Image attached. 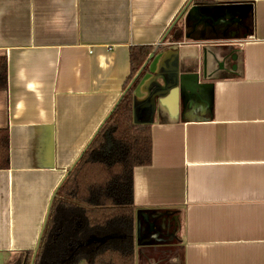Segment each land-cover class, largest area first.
Masks as SVG:
<instances>
[{"label":"crops","instance_id":"obj_1","mask_svg":"<svg viewBox=\"0 0 264 264\" xmlns=\"http://www.w3.org/2000/svg\"><path fill=\"white\" fill-rule=\"evenodd\" d=\"M189 2L0 0V130L10 149L0 264L35 250L55 188L123 93L129 47L143 45L157 52L134 90L152 145L151 164L132 174L134 264H264V0H214L200 24L186 12L172 44L166 31ZM222 9L248 20L230 52L217 50L220 38L191 36ZM207 44L219 66L203 74ZM171 70H200L198 83L185 80L191 96L164 93ZM163 218L168 238L156 233Z\"/></svg>","mask_w":264,"mask_h":264},{"label":"trees","instance_id":"obj_2","mask_svg":"<svg viewBox=\"0 0 264 264\" xmlns=\"http://www.w3.org/2000/svg\"><path fill=\"white\" fill-rule=\"evenodd\" d=\"M198 10L214 8V0H193ZM168 42L184 38L178 24ZM130 72L121 99L76 160L55 192L34 264H134L135 210L133 170L151 164L149 123L135 120L134 90L149 71L150 46L129 47ZM6 58L0 56V90L6 85ZM9 133L0 130V170L9 167ZM23 252L17 264H30Z\"/></svg>","mask_w":264,"mask_h":264},{"label":"rangeland","instance_id":"obj_3","mask_svg":"<svg viewBox=\"0 0 264 264\" xmlns=\"http://www.w3.org/2000/svg\"><path fill=\"white\" fill-rule=\"evenodd\" d=\"M190 16H191V19L189 21L190 23H193V19H196L198 24H200V23L206 22L207 21L206 17L209 16V15H207V13H205L203 10H197V13L196 12H192V13H190ZM239 17H240L239 15L235 18L232 15L227 14V18L226 19L223 18L224 21H221L220 19H218V20L215 19L214 20V23H215L214 26H212L211 28L210 27L209 28L208 27L205 28V29H207L206 32H204L205 34L200 32L201 29H202L201 27H203V26L199 25V28L196 27L194 29V27H195L194 25H196V23H195L192 26V32L194 34H192L191 36H193L194 38H198V37L199 38H203L204 37L206 39L207 38H213V37L220 38L221 39L220 40L221 44L220 45H216V46H219V48L217 50H220L222 52H223V50L226 51V52H230L231 49H233L230 40L233 39V38H237L239 36V33L243 32L245 27L248 25V20L247 19L239 20ZM205 18H206V20H205ZM219 20H220V22H219ZM205 24H206V26L208 25L207 23H205ZM202 48H203V52L205 53V57L203 58V68H202L203 74H204V73H206V72L208 73V71H210V69L212 68L213 64L214 65L216 64V65L219 66V63H217L218 61H216L215 58L211 59L212 55L209 54L211 51H214V47L213 46L207 44V45L202 46ZM231 59H233V55L231 56ZM216 65H215V68L218 67ZM194 70H196V68H194ZM197 70H198V68H197ZM169 72H170L168 74L169 76H167V78L165 80H169L171 82L168 81L167 84H165V87H167V89H169L172 84L174 85V82H175L176 78L178 77L177 70H176V72H175V70H171ZM194 74H196L199 77L200 70L197 73H194ZM155 85H156L155 89H160V87H161L160 85L161 84L160 85L155 84ZM163 85H164V83H163ZM167 92L170 93L171 91L167 90L164 93L168 94ZM182 92H184V96H191L190 92L186 91L185 88L182 89ZM170 96L171 97L169 99H167V102H170L172 104L175 103V101H176V93L173 92V93L170 94ZM195 98H197V97L194 96L193 100H195ZM193 100H190L189 105H190V103L193 102ZM136 107H137V105H136ZM136 107H135V109H136ZM135 112H136V110H135ZM135 120H137V121L139 120L137 115H136V113H135ZM165 220L166 219H164L160 224L159 223H155L156 224V233H158L160 230H162V231H164L165 238H168L173 233L170 232V229H172V228L166 229L167 225L164 223ZM82 264H84V263H82Z\"/></svg>","mask_w":264,"mask_h":264},{"label":"water","instance_id":"obj_4","mask_svg":"<svg viewBox=\"0 0 264 264\" xmlns=\"http://www.w3.org/2000/svg\"><path fill=\"white\" fill-rule=\"evenodd\" d=\"M191 1L192 0H190V2L180 11V13L177 15V17L175 18V20H174V22L172 23V25L167 29V31H166V35L165 36H167V34H169L168 32L175 26V24L179 21V19L182 17V15L184 14V13H186L187 14V16H190V13H192V12H196L197 13V10H198V8L197 7H190L189 8V5H190V3H191ZM189 8V9H188ZM205 20H206V18H205ZM165 36H164V38H165ZM153 56H154V54L152 53V54H150L148 57H147V59H146V61L144 62V64H143V67L140 69V71L136 74V76L134 77V79L141 73V71L144 69V67L146 66V64L148 63V61L149 60H151L152 58H153ZM233 59H235V56L233 57ZM232 69L234 70V69H236V67L235 66H233L232 67ZM185 80H189V81H194L195 83H198V76L196 75V74H186V75H184V74H181V75H179L177 78H176V80H175V82H174V85H171L170 86V88L169 89H166L165 90V92L167 91V90H169V91H171V90H173V89H179V93H180V95L182 96V98H185L186 96H184V92H182V89L183 88H185L186 89V91H188V92H190V94L191 93H193L194 91H195V89H194V87L192 86H190L189 84H187V83H185ZM121 96H122V94H121ZM120 96V97H121ZM119 97V98H120ZM121 99V98H120ZM119 99V100H120ZM118 100V101H119ZM118 101L116 102V104L118 103ZM115 104V105H116ZM115 105L113 106V108L115 107ZM137 104H135L134 106H136ZM113 110V109H112ZM111 110V111H112ZM111 111H110V113H111ZM110 113H109V115H108V117L110 116ZM107 117V118H108ZM106 118V119H107ZM105 119V120H106ZM104 120V121H105ZM101 126V125H100ZM99 126V127H100ZM99 127H98V129H99ZM98 133V132H97ZM96 133V134H97ZM95 134V135H96ZM95 137V136H94ZM93 137V138H94ZM92 138V139H93ZM92 141V140H91ZM90 141V142H91ZM89 142V143H90ZM88 143V144H89ZM88 144L86 145V148H87V146H88ZM85 148V149H86ZM82 155V154H81ZM81 155L79 156V158L81 157ZM78 160V159H77ZM76 162V161H75ZM74 166V165H73ZM73 166L67 171V174L69 173V171L73 168ZM67 174L62 178L63 180L60 182V184L55 188V190H54V192H53V194H52V198H51V200H50V203H49V205H48V208H47V215H46V218H45V221H44V224H43V226H42V231H41V233H40V236H39V238H38V241H37V246H36V248H35V250L33 251V253H32V257H31V263L30 264H34V259H35V256H36V253H37V250H38V247H39V241H40V238H41V235H42V232H43V230H44V226H45V223H46V220H47V218H48V215H49V209H50V205H51V202H52V200H53V198H54V194H55V192L57 191V189L59 188V186L62 184V182L65 180V177L67 176Z\"/></svg>","mask_w":264,"mask_h":264},{"label":"flooded vegetation","instance_id":"obj_5","mask_svg":"<svg viewBox=\"0 0 264 264\" xmlns=\"http://www.w3.org/2000/svg\"><path fill=\"white\" fill-rule=\"evenodd\" d=\"M227 14H230L227 10H224V9H222L221 11H218V13H216L215 14V16L213 17V25L215 24L214 23V20L216 19V20H218V19H220L221 21H224V19H226L227 18ZM231 15V14H230ZM233 17H237V16H234V15H232ZM224 18V19H223ZM220 20H219V22H220ZM240 20V19H239ZM238 20V21H239ZM31 260V259H30ZM19 262V260L15 263V264H17ZM35 262V261H34ZM31 263V262H30Z\"/></svg>","mask_w":264,"mask_h":264}]
</instances>
